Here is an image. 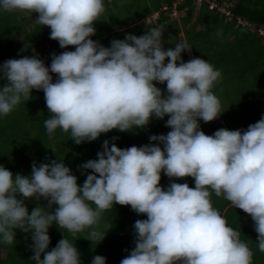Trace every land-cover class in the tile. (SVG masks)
Returning <instances> with one entry per match:
<instances>
[{"label": "clouds", "instance_id": "obj_1", "mask_svg": "<svg viewBox=\"0 0 264 264\" xmlns=\"http://www.w3.org/2000/svg\"><path fill=\"white\" fill-rule=\"evenodd\" d=\"M182 1L174 0L173 17L179 18ZM192 2L198 5L194 13L205 4L229 17L226 5L234 1ZM0 10L38 14L35 21L50 29V39L61 49L75 48L53 54L50 67L35 55L0 65V79L7 81L0 87V116L36 90L44 93L50 113L44 121L49 137L60 129L80 145L165 117L170 129L140 147L120 149L105 140L97 159L80 166L88 173L82 186L61 160L34 162L30 176H14L0 165V242L13 244L20 230L31 235L35 264H81L66 233L76 239L90 230L86 239L99 244L111 230L101 223L103 214L118 204L147 217L135 221V246L120 264H252L240 233L212 206L214 193L251 217L264 253V116L246 130L221 128L211 136L200 130V121L207 124L222 114L212 91L222 74L203 59H181L192 49L180 42L183 32L174 49L164 48L163 33L155 27L160 12H169L165 3L137 23L154 28L124 40L116 34L110 47L90 38L105 11L103 0H0ZM29 49L25 44L22 51ZM156 84H166V95ZM161 173L173 181L166 190ZM187 177L194 188L174 182ZM32 199L47 206L38 204L29 214L25 201ZM53 225L65 235L48 251ZM91 264H106V258L96 255Z\"/></svg>", "mask_w": 264, "mask_h": 264}, {"label": "trees", "instance_id": "obj_2", "mask_svg": "<svg viewBox=\"0 0 264 264\" xmlns=\"http://www.w3.org/2000/svg\"><path fill=\"white\" fill-rule=\"evenodd\" d=\"M128 1L120 2L123 8L121 10L118 0H103L105 10L110 5L113 8L119 7L114 8L109 20L103 18L94 24L96 34L90 37L92 40L104 47H110L116 34L120 35V40H124L128 34L143 35L155 26L137 24L139 20L149 13L160 10L165 3L169 12H160L155 27L160 28L163 33L164 48L174 49L176 37L183 32L184 38L180 42L186 41L192 49L190 53L183 52L181 59L184 62L192 58L203 59L222 74L212 89L221 103L222 114L219 116L221 125L214 127L200 121V130L210 136L221 128L246 130L249 125L264 116V45H262L264 0H229L234 1L232 6L226 5L230 12L229 17L216 11H208L205 4L198 13H194L195 6L192 0H183L176 8L180 22L175 21L171 15L174 0H134L130 3L134 4L132 11L127 9ZM224 1L215 0L216 3L225 6ZM137 2L144 4L138 5ZM239 21L243 23L240 24ZM49 37L50 29L31 20L28 13H8L0 10V65L9 59L35 55L45 66L50 67L53 54L75 51L74 47L61 49L58 42ZM212 37L214 40L209 43L208 39ZM25 44L30 45L28 51H22ZM52 75L55 82L57 77L55 74ZM6 83V80L0 79V87ZM156 86L166 95V84ZM48 118L50 113L44 93L36 90L32 91L28 101L22 99L9 115L0 116V165L14 176L16 174L30 176L34 162L39 165L61 160L77 177L78 185L82 186L88 173H84L80 166L89 160L97 159V153L102 151H99L98 143L107 140L110 144L115 143L120 149L139 147L142 142L151 143L150 137L143 135L145 131H150V135H166L170 131L165 127L168 117L164 120L153 118L143 129L137 128L129 132L113 130L102 134L96 141L77 145L71 140L70 133H64L60 129L49 137L44 125ZM120 136L127 137L122 139ZM129 136L134 137L131 146L126 145ZM170 182L173 181L161 173L160 186L166 190ZM174 182L187 183L189 187H195L191 177ZM211 203L226 220L227 226L240 233L241 241L245 242L253 253L252 264H264V253L259 251L257 233L251 217L233 207L223 197H216L214 193L211 196ZM25 204L30 214L38 204L46 207L47 201L41 199L38 202L32 199L25 201ZM55 207L53 206V210ZM138 219L143 220L147 217L137 215L131 210V206L117 204L103 214L101 223H108L111 230L99 244L86 239L90 230L79 233L76 239L67 233L66 236L78 249L81 264H91L92 258L96 255L105 257L106 264H120L135 246L134 223ZM48 234L50 236L48 251H51L65 234L56 225L49 228ZM31 244L30 234L16 230L13 244L6 245L0 242V264H35L31 259L33 256Z\"/></svg>", "mask_w": 264, "mask_h": 264}, {"label": "rangeland", "instance_id": "obj_3", "mask_svg": "<svg viewBox=\"0 0 264 264\" xmlns=\"http://www.w3.org/2000/svg\"><path fill=\"white\" fill-rule=\"evenodd\" d=\"M120 1H122V0H118V5L121 7L122 4H119ZM132 1H134V0H129V1L127 2V4H126L127 9L130 10V11L133 10V5H134V4L132 3V4L130 5V3H131ZM228 2H230V1L228 0ZM137 3H138V5H139V4H140V5H143V4H144V2H142V3L137 2ZM230 3L232 4V2H230ZM233 4H234V2H233ZM119 6H114V8L116 9V7H119ZM123 7H125V6H123ZM114 8L111 7V5H110L109 8H108L107 10L104 11V13L99 17L98 21H96L95 23L102 21L103 18L109 20L111 13H113ZM122 9H123V8L121 7V10H122ZM197 9H198V5L195 4V9H194V10H197ZM124 11H125V9L123 10V12H124ZM228 14L230 15V13H228ZM28 15L32 18V20H33L34 22H36L35 19H37L38 14H36V13H33V14L28 13ZM173 18H174L175 21L180 22V21H179V18H177L176 16H174ZM195 19H196V18H195ZM239 23L241 24V23H243V22H240V21H239ZM31 26H32V25H30V27H31ZM30 27L28 26L27 28L30 29ZM131 29H133V28H131ZM33 31H34V30H33ZM12 36H13V35H12ZM178 38H179V36L177 37V39H178ZM117 40H118V39H117ZM212 40H214L213 37H212V38H209V39H208L209 43H210ZM262 45H264V40H263V42H262ZM210 64H211V63H210ZM220 65H222V64H220ZM223 97H224V96H223ZM157 124H158V123H157ZM207 124L210 125V126H214V127H215L216 125H221V121H220V118L218 117L216 120H214V121H212V122H209V123H207ZM143 135H145V136H147V137L152 136V135H150V131H145V133H144ZM140 136H141V135H140ZM120 137H121L122 139H125L127 136H126V137L120 136ZM136 137H139V136H136ZM133 141H134V137L129 136V138L127 139V143H126V145H127V146H131V144H133ZM123 144H124V143H123ZM148 144H149V142L145 141V142L140 143V146H144V145H148ZM102 145H103V142L98 143V146H99L98 149H99V151L103 150V149H102ZM140 146H139V147H140Z\"/></svg>", "mask_w": 264, "mask_h": 264}]
</instances>
